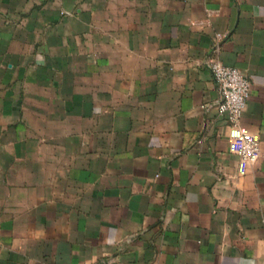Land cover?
Returning a JSON list of instances; mask_svg holds the SVG:
<instances>
[{
	"label": "crops",
	"instance_id": "0c3cea01",
	"mask_svg": "<svg viewBox=\"0 0 264 264\" xmlns=\"http://www.w3.org/2000/svg\"><path fill=\"white\" fill-rule=\"evenodd\" d=\"M0 264H264V0H0Z\"/></svg>",
	"mask_w": 264,
	"mask_h": 264
},
{
	"label": "built area",
	"instance_id": "2783aa9c",
	"mask_svg": "<svg viewBox=\"0 0 264 264\" xmlns=\"http://www.w3.org/2000/svg\"><path fill=\"white\" fill-rule=\"evenodd\" d=\"M223 35L222 31L215 32L214 48ZM203 63L211 71L218 90L214 103L219 113L231 125L238 126L250 93V78L238 66L226 64L212 54H207ZM238 139L237 154L242 160L253 162L261 156L259 141L252 133L241 131Z\"/></svg>",
	"mask_w": 264,
	"mask_h": 264
}]
</instances>
